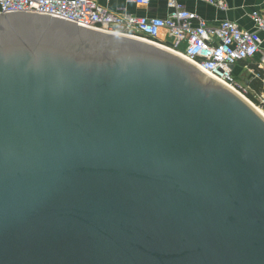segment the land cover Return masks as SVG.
Listing matches in <instances>:
<instances>
[{"label":"water","instance_id":"1","mask_svg":"<svg viewBox=\"0 0 264 264\" xmlns=\"http://www.w3.org/2000/svg\"><path fill=\"white\" fill-rule=\"evenodd\" d=\"M0 264H264V114L165 46L0 13Z\"/></svg>","mask_w":264,"mask_h":264},{"label":"built area","instance_id":"2","mask_svg":"<svg viewBox=\"0 0 264 264\" xmlns=\"http://www.w3.org/2000/svg\"><path fill=\"white\" fill-rule=\"evenodd\" d=\"M101 1L0 0V13H37L74 22L86 28L143 38L157 44L161 31L168 29L174 37V46L187 42L184 51L170 48L171 50L240 94H248L247 88L236 79L231 66L253 58L260 51L261 33L264 32V10L256 11L252 16L255 29L246 30L231 20H223L217 26H210L206 20H198L195 12L177 7L174 0H171L173 10L166 18L117 14ZM105 1L110 3L114 0ZM130 1L146 6L152 0ZM204 1L226 8L223 0ZM257 77L260 79L263 76L258 73ZM254 98L256 103L264 107V99L260 93L254 92Z\"/></svg>","mask_w":264,"mask_h":264},{"label":"crops","instance_id":"3","mask_svg":"<svg viewBox=\"0 0 264 264\" xmlns=\"http://www.w3.org/2000/svg\"><path fill=\"white\" fill-rule=\"evenodd\" d=\"M174 1L177 7L182 10L195 12L198 20L204 19L210 26H217L223 20H231L246 30L255 29L252 16L256 11L264 10V0H223L226 5L225 9L204 0ZM101 2L109 10L117 14L166 18L173 10L171 0H152L146 6L138 5L130 0H114L110 3L102 0ZM261 36L260 51L253 58L239 61L233 68V72L238 81H244L252 93H260V96L264 99V32L261 33ZM158 42L160 45L174 50H180L179 47L182 44H187V42H182L179 46H174V37L168 29L161 31ZM258 73L263 77L259 79L257 77ZM255 86L259 89H255Z\"/></svg>","mask_w":264,"mask_h":264},{"label":"rangeland","instance_id":"4","mask_svg":"<svg viewBox=\"0 0 264 264\" xmlns=\"http://www.w3.org/2000/svg\"><path fill=\"white\" fill-rule=\"evenodd\" d=\"M185 47H186V44H182L179 48H180V50L181 51H184L185 50ZM240 82V84H242L243 86H245L246 88H247V91L248 92H250V88H248L246 85H245V83H244V81H239ZM244 96L245 97H247L248 99H250L249 98V96H248V94H244ZM252 102H254L253 100H251ZM254 104L258 107V108H260L261 110H263L264 111V107H262V106H260L258 103H256V102H254Z\"/></svg>","mask_w":264,"mask_h":264},{"label":"trees","instance_id":"5","mask_svg":"<svg viewBox=\"0 0 264 264\" xmlns=\"http://www.w3.org/2000/svg\"><path fill=\"white\" fill-rule=\"evenodd\" d=\"M255 89H259L257 86H255ZM248 96L249 98L253 99L255 102H257V100L254 98V93H252L251 91L248 92Z\"/></svg>","mask_w":264,"mask_h":264},{"label":"bare ground","instance_id":"6","mask_svg":"<svg viewBox=\"0 0 264 264\" xmlns=\"http://www.w3.org/2000/svg\"><path fill=\"white\" fill-rule=\"evenodd\" d=\"M206 72V71H205ZM207 73V72H206ZM208 74V73H207ZM257 107V106H256ZM257 109L262 113V114H264V111L263 110H261L260 108H258L257 107Z\"/></svg>","mask_w":264,"mask_h":264}]
</instances>
